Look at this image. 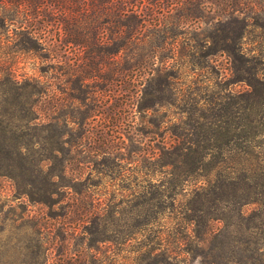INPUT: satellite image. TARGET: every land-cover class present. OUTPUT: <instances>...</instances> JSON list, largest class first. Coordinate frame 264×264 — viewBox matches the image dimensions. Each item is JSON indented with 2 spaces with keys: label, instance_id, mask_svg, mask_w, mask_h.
<instances>
[{
  "label": "rangeland",
  "instance_id": "obj_1",
  "mask_svg": "<svg viewBox=\"0 0 264 264\" xmlns=\"http://www.w3.org/2000/svg\"><path fill=\"white\" fill-rule=\"evenodd\" d=\"M53 1L57 4V0ZM163 1L59 0L56 6L46 0H36L29 5L23 1L0 0V264H19L18 261L40 256L41 261L47 256L48 264H64L66 254H72L74 250L78 260H82L79 264H89V255L97 252L94 249L91 252L86 250L89 243V200L95 203L98 210L101 205L107 204L105 197L108 193L118 191L124 196L123 213L115 218L114 225L110 227L116 229L108 231L117 236L118 229L128 230L131 227L135 214L131 205L138 201L137 194L144 190L148 192L146 198H150L159 183L164 184L159 191L164 190L165 196L170 193L171 169L166 165L170 157L160 156L157 147L167 151L173 138L166 133L164 123L159 134H146L151 131L148 122L152 116L150 112L144 116L137 112L142 92L136 93V90L142 87L138 86L147 78L146 73L141 68L121 70L126 68L123 62L119 66L103 68V76L110 77L113 73V82L106 88L111 89V93L97 89L92 92L91 83L98 81L96 84H101L105 81L89 79L79 86L77 81L71 79L69 73L77 69L78 54L83 56V52L77 51L73 45H70V51L65 52L62 43L65 32H101L108 25L94 28L92 22L114 18L124 3L131 2L135 4L136 12H152L159 18ZM182 1L167 0L170 4ZM200 3L202 17L195 21L186 19L184 28L188 33L198 32L208 36V43L201 47L203 51L230 49L233 39L243 32L240 41L242 52L249 58L264 56V0H200ZM228 4L241 10L242 14L236 15L239 19L243 18L242 23L225 16L231 7ZM27 33L36 39L37 52L30 49L32 43L27 40ZM43 48L50 53L47 59V51ZM205 63L208 66L198 71L185 64L173 87L187 89L189 86L193 90L197 85L198 96L205 99L212 94L234 95L247 91L244 83L226 85L233 82L236 73L227 55L217 53L206 58ZM238 66V74L249 77L248 68ZM217 83L225 85V89L216 88ZM156 89L155 80L146 84L144 103L154 100L155 95L159 94ZM162 94L165 98L167 93L163 91ZM176 102L180 103L179 99ZM160 111L165 116L162 119H168L172 126H177L182 119L183 114L176 108H170L168 113L163 109ZM51 118H55L54 129L47 126ZM54 140L60 153L57 158L44 161L49 153V144ZM256 147L254 153L264 159V145ZM239 156L242 155L234 154L233 160L237 161ZM157 161L158 166L154 167ZM206 161L210 163L213 159L210 157ZM60 173L63 185L76 178L85 182L83 194L86 197L80 198L75 213L71 212V207L65 206L72 200L71 191H68V197L51 208L33 200L44 190H52L50 178ZM204 180L202 177H189L177 187V192L189 200L195 197L192 191L202 186ZM77 185V189L83 188L82 184ZM54 199L58 200L59 197L54 196ZM127 200L132 202L126 203ZM161 202L163 213L157 215L156 222L145 227L144 234L147 235L131 234L134 240L125 241L126 246L133 244L131 248H137L138 243L146 241L148 236L155 237L156 242L158 232L162 239L171 235L173 226L168 217L170 200ZM148 207L154 210L153 200L138 208L137 212ZM49 212L54 215V221L47 217ZM217 212L225 214L230 224L227 232H224L226 234H223L222 223L213 221L210 224L220 241L224 264H238L225 259L231 256V251L241 253L245 248L250 251H254V248L264 250V206L252 205L243 210L249 215H262L260 218L252 216L250 222L242 219L244 213L238 209ZM144 214L152 220L151 212H142V216ZM246 224L250 228L247 233ZM101 227L99 225L97 229ZM195 228V223L188 225L184 264H199L200 261L209 264V258L203 260L195 254L197 243L191 231ZM197 228L200 230V225L197 224ZM55 236V243L51 244ZM38 239L44 243L41 249L37 247ZM243 241L248 243L244 244ZM27 245H30V249L29 246L25 249ZM97 246L101 249L99 254L108 256L107 244L99 243ZM46 248H49L47 252ZM61 250L62 256L57 257ZM118 254L119 258L128 255L127 251ZM56 258H60V261ZM120 261L133 264L130 260Z\"/></svg>",
  "mask_w": 264,
  "mask_h": 264
},
{
  "label": "trees",
  "instance_id": "obj_2",
  "mask_svg": "<svg viewBox=\"0 0 264 264\" xmlns=\"http://www.w3.org/2000/svg\"><path fill=\"white\" fill-rule=\"evenodd\" d=\"M13 1L15 3L23 1L29 5L36 0ZM46 1L55 4L53 0ZM58 1L56 6L59 4ZM163 5L161 11L158 12L160 15L158 18L152 12L149 14L136 12L135 4L131 2L124 3L114 18L107 17L102 21L92 22L94 28L108 25L101 29V32H95V30L89 33L65 32V40L62 42L65 52L70 51V45L75 46L77 51L83 52V56L78 54L76 60L78 64L76 65L79 66L77 69L69 73L71 79L77 81L79 86L89 79L105 81L101 84H96L98 81L91 83L92 92L97 89V91L111 93V89L106 90V88L113 82V73L110 77L103 76V68L112 65L119 66L123 62L126 68H121V70L143 69L147 78L138 86L142 87L136 90V93L142 92L137 112L143 116L150 112L152 116L148 122L151 131L145 133L159 134L160 127L164 123L166 124V133H169V137L173 138L172 145L167 151L163 147L164 151L157 147L160 156L170 157V161L166 165L171 169L169 172L171 191L165 196L164 190L159 191V188L164 184L159 183L155 186L156 191L151 193L150 198H146L148 192H144V190L137 194L138 201L131 205V210L135 214L128 230L118 229L117 236H113L111 231L116 228L110 229L114 225L115 218H119L123 213L122 208L125 205L124 196L118 194V191L108 193V196L105 197L107 204L101 205L98 210L94 206L95 203L89 200V243L86 244V250L89 252L93 249L97 250L95 255H89V264H123L120 259L130 260L133 264H142V262L145 264H184V253L187 252L185 249L186 232L188 225L192 223H195L196 226L191 230L197 243L195 254L203 260L209 258L208 262H211L209 264H224L223 256L220 254V241L217 240L216 233L211 230L210 224L213 221L222 223L223 234H226L224 232H227L230 224H228L225 214H218L216 211L238 209L244 213L243 210L251 208L252 205L264 206V159L258 158L257 153H254L257 149L256 146L264 145V56L249 58L242 52L240 41L243 39V32L233 39V46L230 49L220 48L215 52L203 51L201 47L208 43L206 40L208 36L205 37L198 32L188 33L184 28L186 19L190 18L195 21L202 17L200 0H183L180 3L171 4L165 0ZM228 6L231 7L224 15L229 20L233 19L242 23L243 18L239 19L236 15L242 14L241 10L236 9V6L232 4H228ZM163 9H165L164 12H162ZM224 15L223 17H225ZM220 21L219 17L218 22ZM260 27L263 28V26ZM102 30H108V32H102ZM186 35L187 38H185ZM26 38L30 44L32 43L30 49L37 52L39 49L35 47L36 39L28 33ZM42 50L47 51L45 48ZM46 53L45 59L50 55L48 51ZM217 53L227 55L235 67L236 73L233 82L230 81L226 85L244 83L248 88L246 92H237L234 95L212 94L211 97L205 99L198 96L199 86L197 85L193 90H190L189 86L187 89L173 87L185 64L193 66L192 70H201L208 66L205 59ZM51 58L55 59L54 56ZM238 64L248 68L249 77L238 74ZM154 80L157 86L156 92L158 91L159 94L155 95L156 97L151 102L144 103L143 93L146 91V84L154 82ZM215 87L225 89V85L220 83H217ZM87 88H89L88 85ZM163 91L167 93L165 98H163L165 95H160ZM177 99L180 103L176 102ZM170 108H176L183 114L177 126H172L168 119L166 121L162 119L165 116L161 115L160 109L168 113ZM54 122L55 118H51L47 126L54 129ZM54 137L55 135H53V139ZM49 145V153L45 156L44 161L57 158L60 153L55 140ZM234 154L242 156L234 161ZM210 157L213 161L209 163L206 159ZM157 166L158 161L154 167ZM63 170L64 168H62V172ZM195 176L205 180L202 186L192 191L195 197L187 200L181 192H177V187L189 177ZM62 177V173L58 176H51L49 182L52 190H44L33 200L51 208L68 197V191H71L72 200L65 206L71 207V212L75 213L78 211L80 198L86 197L83 194L86 189L85 182H80L76 178L63 185L60 180ZM79 183L82 184V189H77ZM54 196L59 199L55 200ZM179 197L183 199L181 200ZM160 199L162 201L170 200L168 217L173 226L171 235L168 234L167 238L162 239L159 238L158 232L156 242L155 237L148 236L146 241L141 240L142 242L138 243L137 248H131L133 244L126 246L125 241L134 240L131 234L132 236L145 237L147 235L144 234L145 227L156 222L157 215L163 213L164 206ZM152 200L154 210L152 207H148L143 208L144 211L137 212L138 208L144 207ZM130 202L132 201H126V203ZM197 202L200 206H196ZM142 212H151L152 220L148 215L142 216ZM252 216L260 218L262 215L244 213L242 219L250 222ZM47 217L55 220L54 215L50 212ZM109 220L110 222H108ZM197 224L200 225V230H198ZM99 225L102 227L97 229ZM109 229L110 232H108ZM249 229L246 224L245 232L247 233ZM214 233L215 235H213ZM114 237L118 238L117 241L114 240ZM55 240L56 236L51 244L55 243ZM84 240L85 238H83ZM38 243L37 247L41 249L44 243L41 239H38ZM99 243L108 245V256L103 257L99 254L101 251L97 246ZM243 243L248 242L243 241ZM28 246L30 249V245H27L25 249ZM45 250L47 252L49 248ZM115 251L117 253L114 257ZM124 251H127L128 255L119 258L118 253ZM74 252L75 250L72 254H66L63 260L64 264H79L82 261L78 260V254ZM230 254L231 256L225 259L233 263L264 264L262 248H254V251L245 248L241 253L231 251ZM60 256H62V250L57 255V257ZM40 258L30 257L27 260L18 261V263L48 264L47 256L44 260L42 258V261ZM56 259L60 261V258ZM199 264H203V261H200Z\"/></svg>",
  "mask_w": 264,
  "mask_h": 264
}]
</instances>
